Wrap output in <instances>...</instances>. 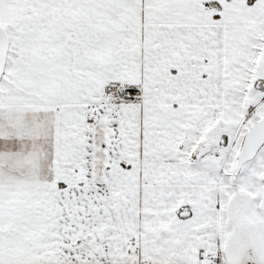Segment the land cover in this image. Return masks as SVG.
Segmentation results:
<instances>
[{
	"label": "snow or ice",
	"instance_id": "1",
	"mask_svg": "<svg viewBox=\"0 0 264 264\" xmlns=\"http://www.w3.org/2000/svg\"><path fill=\"white\" fill-rule=\"evenodd\" d=\"M0 264H264V0H0Z\"/></svg>",
	"mask_w": 264,
	"mask_h": 264
}]
</instances>
